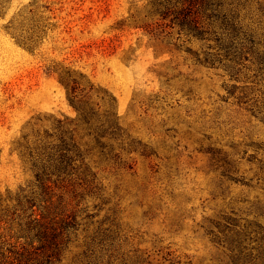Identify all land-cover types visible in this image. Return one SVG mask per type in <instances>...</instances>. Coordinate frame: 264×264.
I'll return each mask as SVG.
<instances>
[{
	"label": "rangeland",
	"instance_id": "1",
	"mask_svg": "<svg viewBox=\"0 0 264 264\" xmlns=\"http://www.w3.org/2000/svg\"><path fill=\"white\" fill-rule=\"evenodd\" d=\"M179 4L0 0V264H264V0Z\"/></svg>",
	"mask_w": 264,
	"mask_h": 264
},
{
	"label": "trees",
	"instance_id": "2",
	"mask_svg": "<svg viewBox=\"0 0 264 264\" xmlns=\"http://www.w3.org/2000/svg\"><path fill=\"white\" fill-rule=\"evenodd\" d=\"M179 5L181 6L180 9L173 11L171 14L174 15V19L180 24L182 28L186 27L188 30L193 31L195 34H198L201 36V31L197 26V20L195 18H190L191 16V4H193V0H179ZM171 11H169V8L166 7L165 11H162V16L165 18L170 14ZM232 31L234 34H237V30L232 28ZM62 83L65 85V87L68 89V93L70 95V101L73 103L75 101L76 95H75V87L68 86V83Z\"/></svg>",
	"mask_w": 264,
	"mask_h": 264
}]
</instances>
